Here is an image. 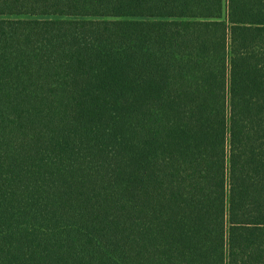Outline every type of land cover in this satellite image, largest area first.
<instances>
[{
    "label": "trees",
    "instance_id": "16d2710c",
    "mask_svg": "<svg viewBox=\"0 0 264 264\" xmlns=\"http://www.w3.org/2000/svg\"><path fill=\"white\" fill-rule=\"evenodd\" d=\"M0 264H264V0H0Z\"/></svg>",
    "mask_w": 264,
    "mask_h": 264
}]
</instances>
